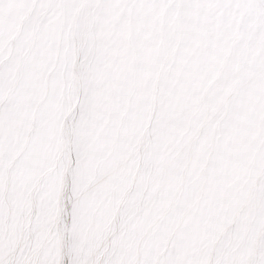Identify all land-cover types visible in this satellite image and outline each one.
I'll return each mask as SVG.
<instances>
[{
    "label": "bare ground",
    "instance_id": "bare-ground-1",
    "mask_svg": "<svg viewBox=\"0 0 264 264\" xmlns=\"http://www.w3.org/2000/svg\"><path fill=\"white\" fill-rule=\"evenodd\" d=\"M262 149L264 0H0V264H202Z\"/></svg>",
    "mask_w": 264,
    "mask_h": 264
},
{
    "label": "rangeland",
    "instance_id": "rangeland-1",
    "mask_svg": "<svg viewBox=\"0 0 264 264\" xmlns=\"http://www.w3.org/2000/svg\"><path fill=\"white\" fill-rule=\"evenodd\" d=\"M261 151L263 153L264 149ZM259 171L251 189L244 193L240 199L239 197L235 199V209L231 217L226 220V225L215 224V229H211L213 231L209 233L211 243L207 249L201 251L198 257L199 261L201 259L204 261L202 264H264V196L262 195L264 193V163ZM84 211L86 214L81 210L78 211L79 226L75 225L76 215L73 218L65 217L62 230L64 234L62 240L65 245L69 243V240H66L70 234L69 245L75 247L76 240L72 235L75 229L83 228V231L84 229L89 230L90 233L94 229L96 234L99 233L98 229L105 222L104 217L98 213L93 214L89 206ZM170 213L175 214V210ZM176 220L177 218L173 216H170L168 220L157 218L156 226H158L159 232L169 229L170 233L174 234L177 227ZM154 242L158 247L160 244V248H164L166 244L164 235L158 234L154 237ZM220 242L218 250L217 245ZM207 251L210 252V255L204 259Z\"/></svg>",
    "mask_w": 264,
    "mask_h": 264
}]
</instances>
